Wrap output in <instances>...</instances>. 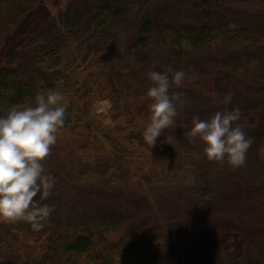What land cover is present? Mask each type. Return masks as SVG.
Wrapping results in <instances>:
<instances>
[{
	"label": "trees",
	"instance_id": "1",
	"mask_svg": "<svg viewBox=\"0 0 264 264\" xmlns=\"http://www.w3.org/2000/svg\"><path fill=\"white\" fill-rule=\"evenodd\" d=\"M41 1L0 0V115L34 103L40 91L64 93L65 124L44 161L56 177L44 202L54 207L40 230L0 221V264H257L264 252V0H255L260 8L247 6L251 0H71L57 20L44 5L35 11ZM24 41L31 66L18 62ZM169 68L185 72L170 93L194 104L176 103L175 124L150 146L143 137L148 73ZM250 98L260 113L251 112ZM103 100L111 103L107 112L97 108ZM237 107L245 118L234 124L254 137L249 159L210 161L199 137L188 135L193 118ZM232 174L246 185L236 194L261 219L251 230L245 214L230 211ZM60 191L79 195L81 208L95 199L86 192L105 197L106 208L58 219ZM148 192L201 220L168 235L158 227L163 206L139 205ZM180 192L185 198L174 197Z\"/></svg>",
	"mask_w": 264,
	"mask_h": 264
},
{
	"label": "clouds",
	"instance_id": "2",
	"mask_svg": "<svg viewBox=\"0 0 264 264\" xmlns=\"http://www.w3.org/2000/svg\"><path fill=\"white\" fill-rule=\"evenodd\" d=\"M148 76L153 83L146 93L151 104L143 137L153 146L175 124L179 94L169 90L173 83L181 85L185 72L169 68L165 72L150 71ZM231 96L226 94L225 103L231 101ZM66 110V97L55 88L38 92L34 103L13 105L0 115V221H25L32 229L40 230L51 216L54 206L44 201L52 194L56 177L45 169L44 161L65 124ZM240 118L238 107L218 111L210 119L194 117L188 135L199 137L210 161L242 165L249 159L254 137L234 124ZM166 139L170 143V138Z\"/></svg>",
	"mask_w": 264,
	"mask_h": 264
},
{
	"label": "rangeland",
	"instance_id": "3",
	"mask_svg": "<svg viewBox=\"0 0 264 264\" xmlns=\"http://www.w3.org/2000/svg\"><path fill=\"white\" fill-rule=\"evenodd\" d=\"M58 1V3H57ZM71 0H42L41 3H36L35 4V11H37L39 6L44 5L43 7H45L48 11V9L50 10V14L48 15L49 20H57L61 17V15H63L64 11L66 10L67 5L69 4ZM246 5V2L244 3ZM247 6L252 7V8H260L262 5L258 3V1L255 0H251L248 2ZM45 8H43L45 10ZM46 15V14H45ZM120 38L123 40L124 38H127L126 34H121ZM5 39V38H4ZM4 39L2 40V43L0 41V45L3 44ZM17 49H19L20 52V58L18 60L19 63L25 65V66H31L32 65V57H31V46L30 43H27L24 41L22 45H20ZM116 54L118 56H123L126 52V47L124 44L120 43L117 44L116 46ZM3 63V61H2ZM187 102L190 105H193L194 102L190 99H184L182 97H179L178 99L175 100V103H178L179 105L182 102ZM249 102V107H252L251 112H261V110H256L257 108H261L260 102H258L256 99L250 98L248 100ZM111 106L110 101L108 100H103L98 102L97 104V108L99 111L102 112H107V110L109 109V107ZM244 107L248 106L247 104H243ZM246 109H242L241 113H243ZM205 112V110L201 111L200 114H203ZM67 116V113L65 114V117ZM253 118L255 116L251 115ZM250 116V117H251ZM248 117V118H250ZM245 116L242 115L240 119H244ZM252 120V119H251ZM250 120V121H251ZM112 126V123L109 121L105 124V127H107L108 129ZM53 158H55V155L53 154ZM231 180H228L229 182H231V184L228 186L229 187V194L228 196H233L234 198L233 200L231 199L229 202L230 205V211L235 213V212H241L242 214H245V217L247 219V221H250L251 223H247V228L251 230V228L253 227V225L257 224V223H261V219L259 216L256 215V210L254 209V207L244 201V198L246 197L245 194H236L237 190H244V188H246V185L243 184V181L241 179V177L238 174H232V176L230 177ZM249 188V187H247ZM59 195L62 196L61 201H60V210H59V217L58 219L63 215L64 217H69V219H73V218H79L81 217L86 211V209L91 205V209L96 210V211H102L106 208V206H104L105 201L107 200L105 197H101V196H97L96 194H90V192H86L85 196L89 197L90 195H93L95 197L94 202L92 204H88L86 207L81 208V202L78 201L77 199L80 200L79 195H74L75 199H72L73 196H71L70 193H66V192H56ZM58 194L56 195V197H59ZM148 197L145 198L144 202L139 203V205H144L145 206V202H149L151 204H153L155 206V208L159 205L163 206L162 210H159V208H156L157 212H159L160 214V219L161 221L158 222V227L161 230H165L167 232L168 235H175V230L177 228H179L181 225H184V223L186 222H196V221H200L201 219L199 217H197L195 214H190L189 210H183L179 207V205H177V203L179 202H174V201H170V202H163L160 201L159 203L154 199L153 195L151 194V192H148ZM242 195V196H241ZM181 198L184 197L185 198V193L183 194L182 192H180L179 194H177L176 196H174L175 198ZM247 199V198H246ZM83 200V199H81ZM143 201V200H142ZM62 202V203H61ZM241 204V206L238 208L237 204ZM126 207H128V209L130 210L132 207L128 206L126 204ZM138 208V206H137ZM141 211H139V209H137V213H140ZM236 222V219H235ZM237 224V222H236ZM246 234L248 236H250L247 231ZM250 238H252L250 236ZM230 240L234 239V236H230L229 237ZM253 239V238H252ZM254 243L257 241H253ZM259 259L257 260V264H263L264 263V252L262 254H260Z\"/></svg>",
	"mask_w": 264,
	"mask_h": 264
}]
</instances>
